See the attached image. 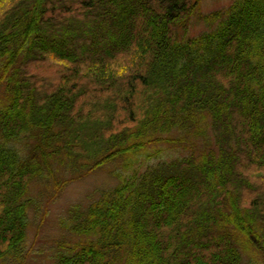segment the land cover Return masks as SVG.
Here are the masks:
<instances>
[{
    "label": "trees",
    "instance_id": "1",
    "mask_svg": "<svg viewBox=\"0 0 264 264\" xmlns=\"http://www.w3.org/2000/svg\"><path fill=\"white\" fill-rule=\"evenodd\" d=\"M202 2L0 0V262L22 260L30 187L54 163L132 172L158 136L207 129L215 149L74 206L62 224L80 240L53 264L264 258V0L203 15L186 38Z\"/></svg>",
    "mask_w": 264,
    "mask_h": 264
},
{
    "label": "rangeland",
    "instance_id": "2",
    "mask_svg": "<svg viewBox=\"0 0 264 264\" xmlns=\"http://www.w3.org/2000/svg\"><path fill=\"white\" fill-rule=\"evenodd\" d=\"M233 1L203 0L185 37L193 38L207 31L209 28L201 17L224 10ZM3 97L4 90L1 87L0 98ZM158 137L161 141L149 145L148 154L140 157L143 162L141 164L138 162L135 166L140 175L150 166L193 154L199 156L217 147L215 135L210 129H207L205 136H195L194 133L187 131L182 133L173 131ZM123 162L121 158L115 159L87 174H83L85 171L80 168L83 162H78L76 169H68L64 165L54 163L52 177L36 179L30 187V195L35 203L29 211L28 238L22 260L18 261L14 256L0 264H53L54 255L61 246L74 244L80 240L79 236L62 224L64 220L70 218V210L74 206L86 207L95 201L102 191L116 187L120 175L130 176L136 171L126 170ZM57 184L61 186L59 189ZM262 239L264 241V237ZM243 259L244 264H264V258L254 249L244 252Z\"/></svg>",
    "mask_w": 264,
    "mask_h": 264
}]
</instances>
